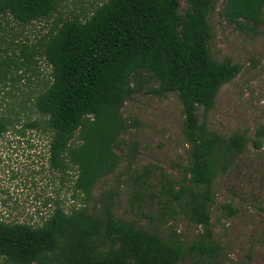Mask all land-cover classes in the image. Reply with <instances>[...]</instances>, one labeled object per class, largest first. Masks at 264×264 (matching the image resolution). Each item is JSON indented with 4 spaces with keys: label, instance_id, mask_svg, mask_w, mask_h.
<instances>
[{
    "label": "trees",
    "instance_id": "trees-1",
    "mask_svg": "<svg viewBox=\"0 0 264 264\" xmlns=\"http://www.w3.org/2000/svg\"><path fill=\"white\" fill-rule=\"evenodd\" d=\"M64 1L0 0V27L8 16L20 24L50 19ZM186 1L181 12L180 0H106L61 20L47 35L42 55L51 79L34 105L52 132V164L72 171V195L80 201L70 210L57 203L38 225L0 216V264H179L183 241L118 218L112 202L100 213L87 208L96 184L119 167L125 136L139 123L126 117L123 107L139 91L142 78L157 83L149 85L150 92L175 93L184 115L187 183L175 189V179L162 173L163 203L180 202L188 217L204 226L205 239L189 248L214 262L200 258L194 264H225L218 260L221 246L212 238L214 183L250 143L263 146L264 125L253 137L207 126L205 114L241 66L230 56L218 60L210 52L209 15L216 0ZM224 12L230 22L253 31L264 24V0H227ZM5 65L0 55V85L11 71ZM10 125V117L0 115V139ZM225 208L235 211L230 203Z\"/></svg>",
    "mask_w": 264,
    "mask_h": 264
},
{
    "label": "rangeland",
    "instance_id": "rangeland-1",
    "mask_svg": "<svg viewBox=\"0 0 264 264\" xmlns=\"http://www.w3.org/2000/svg\"><path fill=\"white\" fill-rule=\"evenodd\" d=\"M104 1L65 0L50 19L20 24L8 16L2 21L0 55L11 69L6 83L0 85V115L11 119L0 139V216L6 221L42 224L57 203L70 210L80 201L72 195V171L62 172L52 164V132L34 99L51 79V68L42 55L47 35L61 20L83 15ZM226 1L216 0L209 15V48L214 58L230 56L241 70L220 88L214 107L205 114L206 121L219 133L239 130L253 137L264 125V24L253 31L230 22L224 12ZM186 7L187 1L180 0V11ZM145 80L141 79L136 86L139 91L123 107L124 115L139 123L125 136L127 145L119 151V167L96 184L87 208L100 213L112 202L118 218L132 219L149 231L183 241L185 252L179 264H194L201 258L200 251L189 247L205 239V228L188 217L180 202L164 204L160 190L162 173L175 179V189L187 183L182 105L175 93L148 91L150 84L157 83ZM200 112L203 117V107ZM30 122L36 124L27 125ZM140 173L143 178L138 179ZM214 197L211 223L212 238L221 246L218 260L264 264V143L261 148L250 143L218 175ZM227 203L234 208L233 214L225 208Z\"/></svg>",
    "mask_w": 264,
    "mask_h": 264
}]
</instances>
